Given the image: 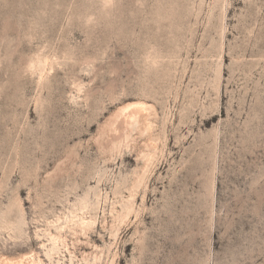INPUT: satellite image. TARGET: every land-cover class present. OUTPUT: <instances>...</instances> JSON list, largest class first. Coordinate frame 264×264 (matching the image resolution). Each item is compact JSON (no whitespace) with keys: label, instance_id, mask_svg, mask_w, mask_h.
Wrapping results in <instances>:
<instances>
[{"label":"rangeland","instance_id":"rangeland-1","mask_svg":"<svg viewBox=\"0 0 264 264\" xmlns=\"http://www.w3.org/2000/svg\"><path fill=\"white\" fill-rule=\"evenodd\" d=\"M30 255L264 264V0H0V256Z\"/></svg>","mask_w":264,"mask_h":264},{"label":"bare ground","instance_id":"bare-ground-1","mask_svg":"<svg viewBox=\"0 0 264 264\" xmlns=\"http://www.w3.org/2000/svg\"><path fill=\"white\" fill-rule=\"evenodd\" d=\"M132 108H135V110H132ZM146 107L141 104V103H136L133 106L125 108L123 115L125 118L126 125L131 126V127H136L138 126L141 122H143L142 118H146L142 113ZM149 123H146L148 125ZM126 205V204H125ZM125 205L123 206L125 208ZM79 226L82 229H85L90 226L92 223L91 220H87L85 218L79 219ZM22 223L21 221H16L15 223L10 222L11 230L13 232H18L20 231L19 234H22ZM47 256H49V252H45ZM0 264H43L42 260L39 257H36L34 255L26 256V257H21V258H16V259H9L6 257H1L0 256Z\"/></svg>","mask_w":264,"mask_h":264}]
</instances>
